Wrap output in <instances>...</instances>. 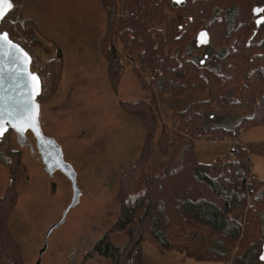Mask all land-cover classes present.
I'll return each mask as SVG.
<instances>
[{"label":"trees","instance_id":"1","mask_svg":"<svg viewBox=\"0 0 264 264\" xmlns=\"http://www.w3.org/2000/svg\"><path fill=\"white\" fill-rule=\"evenodd\" d=\"M16 1L11 0L13 8L5 13L8 22L0 24V32L12 37L15 26L37 32L33 20L15 19L20 6ZM99 1L108 16L102 39L108 56L107 74L121 105L142 118L145 140L139 156L120 174L117 218L97 239L90 256H102L105 264H144L142 245L149 237L163 253L179 251L198 260L264 264L259 258L264 243V180L255 177L251 169V154L264 156V142L250 149L239 142L243 130L264 123V24L257 28L253 18L255 5H264V0H185L181 4L172 0ZM202 30L210 36L204 48L197 42ZM116 39L121 49L113 42ZM57 54L46 61L53 91L64 67L62 49L58 48ZM123 55L140 88L153 94L151 99L121 100L117 94ZM156 69L163 70V76L153 77L150 87L145 81ZM190 90L206 92L207 98L175 110L171 124L163 123L157 134L162 94L180 98ZM227 116L239 119L231 127L209 122ZM205 135L238 141L233 149L236 156L199 161L195 142ZM157 137L162 153L185 138L180 163L146 177ZM8 143L0 140L1 153L7 156L1 161L15 172L22 153ZM18 198L13 182L0 199V215H5L7 203L14 207ZM5 223L1 218V238L9 236ZM116 231L126 233L123 245L111 240ZM183 237L198 246L181 242ZM9 253L10 259L3 264H23L17 250Z\"/></svg>","mask_w":264,"mask_h":264},{"label":"rangeland","instance_id":"2","mask_svg":"<svg viewBox=\"0 0 264 264\" xmlns=\"http://www.w3.org/2000/svg\"><path fill=\"white\" fill-rule=\"evenodd\" d=\"M15 4L20 5L14 12L15 19H31L37 26L35 33L24 32L48 41L44 59L58 55L60 48L64 67L54 91L46 73L47 90L35 103L40 105L39 129L21 122L13 124L8 144L22 153L21 165L15 172L1 161L7 156L1 153L4 148L0 146V199L13 182L19 191L15 206L7 203L5 215H0L4 223L9 221L5 223L9 236L0 237V264L10 259L11 250L18 251L23 264H105V258L90 256V252L117 218L120 174L139 156L145 140L142 118L121 105L107 74L108 56L102 48L108 22L106 10L99 0H19ZM113 42L121 49L117 39ZM125 56L117 94L121 100L151 99L153 94L140 88ZM160 71L162 75L154 70L147 76L145 82L150 87L153 77L163 76ZM162 95V121L157 134L163 123L171 124L175 110L207 98L206 92L191 90L180 98L171 97L169 92ZM238 119L227 116L209 122L231 127ZM157 141L158 137L152 145L146 177L180 163L185 138L176 140L166 153L160 151ZM239 142L248 149L264 142V123L243 130ZM195 143L199 161L210 163L234 158L230 153L237 141L205 135ZM40 150L45 152V163ZM251 169L255 177L264 180L263 155L251 154ZM111 240L123 245L127 235L116 231ZM181 242L198 246L184 237ZM142 250L144 264H232L231 260L190 257L181 261V253L163 254L149 240L143 243Z\"/></svg>","mask_w":264,"mask_h":264},{"label":"water","instance_id":"3","mask_svg":"<svg viewBox=\"0 0 264 264\" xmlns=\"http://www.w3.org/2000/svg\"><path fill=\"white\" fill-rule=\"evenodd\" d=\"M172 1L181 4L185 0ZM262 18L264 15L256 19L257 28L264 24V21L257 23ZM3 33L5 32H0V34ZM202 33L207 34V43L199 42L204 39L201 37ZM8 39L10 43L0 47V130H2L0 137L9 132L10 127L17 122L34 127L32 124L35 121V128L39 129L38 116H36L39 106H35V103L42 95L41 78L31 71L29 53L15 43L9 35ZM197 40L199 45L208 44L209 33L206 30L200 31ZM33 77L38 78V86ZM259 258L264 262V243Z\"/></svg>","mask_w":264,"mask_h":264},{"label":"built area","instance_id":"4","mask_svg":"<svg viewBox=\"0 0 264 264\" xmlns=\"http://www.w3.org/2000/svg\"><path fill=\"white\" fill-rule=\"evenodd\" d=\"M127 15L125 14V16ZM7 22V18H3L1 21L2 24H7ZM24 31V29L15 26L12 37L10 38L29 53L31 57V71L40 76L43 94L47 90L46 60L43 57V50L49 49V43L39 36L30 37ZM155 74L162 75V72L160 69H156ZM230 156L235 157L236 152L232 150Z\"/></svg>","mask_w":264,"mask_h":264},{"label":"snow or ice","instance_id":"5","mask_svg":"<svg viewBox=\"0 0 264 264\" xmlns=\"http://www.w3.org/2000/svg\"><path fill=\"white\" fill-rule=\"evenodd\" d=\"M12 8H13V4L11 0H0V21L3 20L5 13ZM262 21H264V18H262V20H258L257 23H261ZM201 37H203L204 39L200 40L199 42L207 43V38H206L207 34L202 33ZM7 43H10L7 33L0 34V47H4L5 44ZM33 79L36 80V84L38 86L39 85L38 78L33 77ZM0 134H2V130H0Z\"/></svg>","mask_w":264,"mask_h":264},{"label":"flooded vegetation","instance_id":"6","mask_svg":"<svg viewBox=\"0 0 264 264\" xmlns=\"http://www.w3.org/2000/svg\"><path fill=\"white\" fill-rule=\"evenodd\" d=\"M262 14H264V5H262V6L255 5V8H254V14H253V18H254V20H255V23H256V19H257L259 16H261ZM197 42H198V40H197ZM207 45H208V44H206V45H199V44H198V46H200V47H205V46H207ZM39 98H40V97H39ZM36 116L40 117V105H39L38 113L36 114ZM32 125H34V127H35V121H34V123H33ZM12 133H13V129H12V126H11L9 132H7L5 135L1 136V137H0V140H1V139H5V140L8 142V141L10 140L9 135L12 134ZM17 140H18V141L20 142V144L22 145V142H23V141H21L20 138H18ZM39 153H40V155H41V158H42L43 162L45 163V152H44L43 150H40ZM0 159H1V157H0ZM12 182H13V180H12ZM15 182H16V181H15ZM15 184H16V183H15ZM16 185H18V184H16Z\"/></svg>","mask_w":264,"mask_h":264},{"label":"crops","instance_id":"7","mask_svg":"<svg viewBox=\"0 0 264 264\" xmlns=\"http://www.w3.org/2000/svg\"><path fill=\"white\" fill-rule=\"evenodd\" d=\"M146 240H149L152 244H154L152 241H151V239L149 238V237H147L146 238ZM145 240V241H146ZM155 245V244H154ZM155 246H157V245H155ZM143 251V250H142ZM173 252H178V253H181L182 255H180V257L178 258V259H181V261H183L182 259L183 258H185V257H190V258H194V257H191V256H187L185 253H183V252H179V251H172V252H170V253H163V254H167V255H171V256H173L172 254H173ZM194 259H196V258H194ZM196 260H198V259H196ZM178 264H183V263H181V262H179Z\"/></svg>","mask_w":264,"mask_h":264}]
</instances>
